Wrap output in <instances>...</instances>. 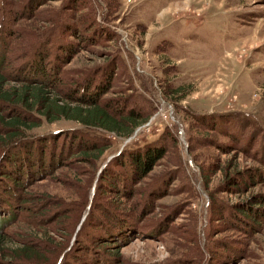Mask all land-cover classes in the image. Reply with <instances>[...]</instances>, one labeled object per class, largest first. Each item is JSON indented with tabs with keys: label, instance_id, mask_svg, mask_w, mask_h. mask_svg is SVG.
Wrapping results in <instances>:
<instances>
[{
	"label": "rangeland",
	"instance_id": "rangeland-1",
	"mask_svg": "<svg viewBox=\"0 0 264 264\" xmlns=\"http://www.w3.org/2000/svg\"><path fill=\"white\" fill-rule=\"evenodd\" d=\"M79 3L71 10L64 0H48L29 18L15 24L8 19L3 26L10 25L15 36L0 40V48L4 41L9 44L0 72L17 67L37 42H58L55 27L63 15L83 37H91L80 41L62 33L66 47L75 52L61 65L57 87L66 89L84 76L91 79L99 66L109 64L111 86L101 99L120 98L121 107L149 117L130 135L116 136L67 119L49 120L51 114L27 113L19 134L57 136L60 130L81 128L98 137L103 149L94 159H71L27 186L34 207L0 231L7 234L0 261H15L8 257V245L17 244V234L29 236L34 229L46 245L44 264H59L61 253L74 242L100 165L125 146L159 139L165 154L137 184L134 199L151 184L159 183L164 193L144 218L145 234L119 248V264H264V218L244 230L228 221L225 211L249 195L264 194V0ZM90 19L94 28L88 31L83 20ZM227 112L240 119L236 126L211 128L204 117ZM233 165L240 171L256 169L259 178L229 190L223 176ZM109 196L101 193L102 200ZM71 263L76 264L75 258Z\"/></svg>",
	"mask_w": 264,
	"mask_h": 264
},
{
	"label": "trees",
	"instance_id": "trees-1",
	"mask_svg": "<svg viewBox=\"0 0 264 264\" xmlns=\"http://www.w3.org/2000/svg\"><path fill=\"white\" fill-rule=\"evenodd\" d=\"M46 1L19 0L17 4V0H0L3 23L0 32H5L4 35L0 34V40H3L2 36H15L10 25L3 26L8 19L15 24L17 20L29 18ZM64 4L71 10L80 6L79 0H64ZM60 19L55 27L58 42L54 38L37 42L17 67L3 74L0 72V136L3 144L0 152V231L18 219L25 208L33 209L35 202L26 190L27 186L49 177L71 159L80 157L85 162L94 159L103 149L98 137L81 128L63 129L58 131L57 136L55 132L19 134L27 113L36 112L44 117L51 114L52 117H47L49 120L67 119L83 125L82 128H98L116 136L130 135L136 126L149 117L144 111L133 107H121L123 103L120 98L101 99L111 86L113 68L109 64L99 66L91 79L84 76L66 89L57 87L61 65L68 62L75 52L66 47V42L61 39L62 33L66 32L80 41L90 40L91 37L89 33L83 37L63 15ZM72 19L80 23L74 17ZM83 21L88 31L94 28L91 19ZM8 45L4 41V46L0 48V61ZM53 48L56 51H52ZM176 91L177 88L171 92ZM202 116L199 114L196 117ZM204 117L211 128L223 123L236 126L240 120L231 112L225 115L207 114ZM63 136L57 144V139ZM165 151L166 147L157 139L142 145L125 146L105 163L97 175L89 201L86 197L87 210L74 242L64 255L61 253L59 264H67L72 258H75L76 264H119V248L132 238L145 234L144 218L151 212L154 200L164 193L158 189L161 187L159 183L151 184L134 199L137 184L164 156ZM233 166L228 167H232L231 171L223 176L222 185L229 190H240L250 185L252 178H259L256 169H247V173ZM161 185L164 186V183ZM101 193L110 196L102 200ZM263 203L264 194L249 195L245 201L227 206L226 217L244 230L254 228L264 218V206H256ZM6 235L0 232V250H7L3 248L7 243ZM37 236L40 237L41 233L34 229L29 236L17 234V244L8 245V257L15 258L11 264H44L42 256L46 245ZM0 264L8 263L0 261Z\"/></svg>",
	"mask_w": 264,
	"mask_h": 264
},
{
	"label": "water",
	"instance_id": "water-1",
	"mask_svg": "<svg viewBox=\"0 0 264 264\" xmlns=\"http://www.w3.org/2000/svg\"><path fill=\"white\" fill-rule=\"evenodd\" d=\"M127 140H128V139H126L124 142H126ZM110 157H111V156H109V157L106 158L105 162L102 163V164L100 165L99 169H101V168L105 165L106 161H107Z\"/></svg>",
	"mask_w": 264,
	"mask_h": 264
}]
</instances>
